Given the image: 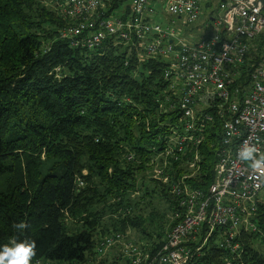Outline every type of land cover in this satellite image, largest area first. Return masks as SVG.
Listing matches in <instances>:
<instances>
[{"label": "trees", "instance_id": "16d2710c", "mask_svg": "<svg viewBox=\"0 0 264 264\" xmlns=\"http://www.w3.org/2000/svg\"><path fill=\"white\" fill-rule=\"evenodd\" d=\"M45 1L0 0V246L34 240L32 263L44 264H85L100 237L129 229L137 241L161 246L168 220L154 200L171 199L143 172L148 149L172 121L155 103L165 64H138L133 51L112 41L93 50L71 48L58 36L67 22ZM123 4L113 2L108 12L127 14ZM203 9L214 14L210 3ZM211 142L203 146L200 188L212 179ZM125 151L141 163H124ZM77 177L86 184L79 193ZM135 190L140 196L132 214L114 220ZM20 221L29 227L15 230ZM241 243L237 264H264V245ZM210 252L205 262L219 264L224 252Z\"/></svg>", "mask_w": 264, "mask_h": 264}, {"label": "built area", "instance_id": "2783aa9c", "mask_svg": "<svg viewBox=\"0 0 264 264\" xmlns=\"http://www.w3.org/2000/svg\"><path fill=\"white\" fill-rule=\"evenodd\" d=\"M113 2L127 3L128 13H109ZM207 3L214 14L204 15ZM157 5L163 22L156 20ZM57 10L67 22L58 36L71 48L93 50L112 41L133 51L138 64L164 62V88L155 103L160 115L172 117L148 149L143 172L171 199L156 210L168 220L161 246L134 240L130 229L111 232L98 239L85 264L103 258L208 264L212 248L225 253L219 264H237L241 240L264 245V173L237 158L245 142L264 152V0H57ZM207 139L215 141L209 145L212 179L200 188ZM122 161L141 163L130 151ZM74 184L76 193L86 186L80 177ZM128 194L114 220L132 214L140 192Z\"/></svg>", "mask_w": 264, "mask_h": 264}, {"label": "clouds", "instance_id": "9594fccd", "mask_svg": "<svg viewBox=\"0 0 264 264\" xmlns=\"http://www.w3.org/2000/svg\"><path fill=\"white\" fill-rule=\"evenodd\" d=\"M239 161L248 163L249 166L261 173H264V152L247 142L238 150ZM29 227L25 221L15 223L13 228L22 231ZM36 256V243L31 239L17 241L11 240L9 243L0 246V264H32Z\"/></svg>", "mask_w": 264, "mask_h": 264}, {"label": "rangeland", "instance_id": "374dc122", "mask_svg": "<svg viewBox=\"0 0 264 264\" xmlns=\"http://www.w3.org/2000/svg\"><path fill=\"white\" fill-rule=\"evenodd\" d=\"M45 5L48 6L49 9H51V10H53L59 14V12L57 10V0L45 1ZM124 5H127V3H124ZM161 8H162L161 5L155 6V11L157 12L156 20L163 22L165 19V16L162 13ZM59 16H60V14H59ZM60 18H61V16H60ZM144 179H145V177H144ZM146 181H149V180H146ZM154 203H155L154 206H156L155 210H159L160 208L163 207V203L159 199L154 200ZM130 233H131V237L134 240H137L138 234L132 230H130Z\"/></svg>", "mask_w": 264, "mask_h": 264}]
</instances>
